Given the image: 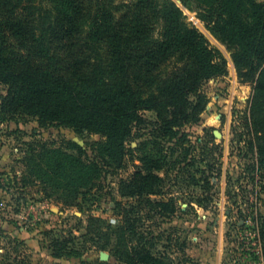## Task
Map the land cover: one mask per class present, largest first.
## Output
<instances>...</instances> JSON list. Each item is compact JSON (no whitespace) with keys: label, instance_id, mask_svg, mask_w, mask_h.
<instances>
[{"label":"trees","instance_id":"16d2710c","mask_svg":"<svg viewBox=\"0 0 264 264\" xmlns=\"http://www.w3.org/2000/svg\"><path fill=\"white\" fill-rule=\"evenodd\" d=\"M206 1L199 19L223 42L240 46L232 54L237 76L254 85L249 146L264 174V8L251 0ZM226 74L224 59L171 0H0V85L6 88L0 120L31 116L41 125L100 135L99 157L116 169L132 127L146 124L141 113L155 115L149 123L155 139L173 137L203 113L202 85ZM48 159L46 169L36 165L41 182L64 206L81 210L101 168L67 154ZM141 163L120 182V196L168 210L169 203L150 198L162 193V157L145 156ZM120 209L116 229L99 219L89 223H99L96 231L107 241L117 236L119 260L158 264L142 239L131 241L134 207ZM259 236L264 259V229ZM16 263L27 264L24 258Z\"/></svg>","mask_w":264,"mask_h":264},{"label":"rangeland","instance_id":"374dc122","mask_svg":"<svg viewBox=\"0 0 264 264\" xmlns=\"http://www.w3.org/2000/svg\"><path fill=\"white\" fill-rule=\"evenodd\" d=\"M171 1L226 63L225 76L202 85L207 104L199 120L178 128L173 137L155 139L149 124L155 115L141 113L146 124L132 127L117 169L102 163L100 135L41 125L31 116L0 120V264H17L21 258L27 264H128L124 255L119 260L113 254L117 236L107 241L96 231L99 223L89 220L116 229L122 223L120 208L131 207L137 229L131 241L135 245L142 239L158 264H260L256 243L264 229V174L249 146L254 85L237 76L232 54L240 46L223 42L199 19L207 1ZM251 1L264 8V0ZM5 95L0 85V102ZM47 151L54 153L38 156ZM61 154L102 170L81 210L56 200L39 178L36 165L46 169L48 157ZM151 155L162 157L165 166L159 173L162 193L150 198L169 203L168 210L140 206L119 193L120 182Z\"/></svg>","mask_w":264,"mask_h":264},{"label":"built area","instance_id":"2783aa9c","mask_svg":"<svg viewBox=\"0 0 264 264\" xmlns=\"http://www.w3.org/2000/svg\"><path fill=\"white\" fill-rule=\"evenodd\" d=\"M256 244H258V251H257V254H259V261H260V264H264V259H263V256H262V252H261V247H260V244H259V242L257 241V243Z\"/></svg>","mask_w":264,"mask_h":264}]
</instances>
